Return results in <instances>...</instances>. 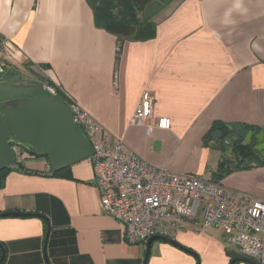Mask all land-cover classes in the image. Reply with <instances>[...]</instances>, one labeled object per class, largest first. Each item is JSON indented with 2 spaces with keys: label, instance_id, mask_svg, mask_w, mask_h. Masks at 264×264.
<instances>
[{
  "label": "crops",
  "instance_id": "1",
  "mask_svg": "<svg viewBox=\"0 0 264 264\" xmlns=\"http://www.w3.org/2000/svg\"><path fill=\"white\" fill-rule=\"evenodd\" d=\"M149 13L156 38L126 42L117 65L118 39L95 25L86 0H0V36L17 48L19 62L7 69L32 84L52 82L150 167L212 178L223 157L234 159L232 141L264 132V0H173ZM144 92L155 96L154 119L171 120L169 130L147 134L130 124ZM215 122L238 125L224 153L204 145ZM260 157L216 183L264 201ZM22 165L32 174L11 167L0 214L39 216L0 217L3 264H230L242 257L221 230L203 229L200 216L175 236L181 248L156 241L145 263L146 245L127 244L123 227L102 212L90 160L57 173L41 156L28 154Z\"/></svg>",
  "mask_w": 264,
  "mask_h": 264
},
{
  "label": "built area",
  "instance_id": "2",
  "mask_svg": "<svg viewBox=\"0 0 264 264\" xmlns=\"http://www.w3.org/2000/svg\"><path fill=\"white\" fill-rule=\"evenodd\" d=\"M0 65L19 66L17 48L7 40L0 43ZM44 93L56 97L46 84ZM155 96L144 92L130 124L169 130V118L154 119ZM73 121L93 148L90 158L94 185L102 212L113 217L124 230L129 245H146L155 236L174 239L186 219L201 216L203 229L221 230L227 242L245 257L264 264V201L224 189L210 178L178 174L150 167L129 152L121 140H112L104 127L77 102L67 104ZM12 151L18 163L29 154L19 146ZM15 164L13 167H17Z\"/></svg>",
  "mask_w": 264,
  "mask_h": 264
},
{
  "label": "water",
  "instance_id": "3",
  "mask_svg": "<svg viewBox=\"0 0 264 264\" xmlns=\"http://www.w3.org/2000/svg\"><path fill=\"white\" fill-rule=\"evenodd\" d=\"M254 132L249 131L244 144H249ZM255 149L264 158V132L255 136ZM19 146L31 155L47 158L52 172L57 173L70 166L89 160L93 148L86 135L77 129L69 106L56 97L44 93L42 84H32L22 78L17 70L0 65V172L17 164L12 151ZM8 216H39L38 214H1ZM164 241L179 246L174 239L155 236L146 243L145 263L154 242ZM0 264L5 261L3 246ZM181 248V247H180ZM244 262L258 264L251 258H235L230 264Z\"/></svg>",
  "mask_w": 264,
  "mask_h": 264
},
{
  "label": "trees",
  "instance_id": "4",
  "mask_svg": "<svg viewBox=\"0 0 264 264\" xmlns=\"http://www.w3.org/2000/svg\"><path fill=\"white\" fill-rule=\"evenodd\" d=\"M94 13L95 25L115 35L119 42V51L117 53V65L120 59L121 48L126 42H147L156 38L157 36V25L151 19V16L147 15L148 8L153 5H166L173 0H86ZM4 39L0 36V43ZM9 67V66H5ZM47 67V66H40ZM27 68V66H26ZM48 85L52 86L56 90V98L69 103V97L66 96L62 90L55 86L50 81H45ZM47 94V93H45ZM49 95V94H47ZM238 127V125H228L222 122H215L204 139V145L206 147L213 143V147L224 153L226 150L227 138L231 134V129ZM245 129L251 130L249 126H244ZM257 131V130H255ZM254 132V131H253ZM255 133V132H254ZM244 136L233 143V154L234 159L230 160L222 158L218 169L213 173V181L219 182L228 173L236 170H241L247 167L249 164L261 159L260 153L255 149L256 139L253 137L251 143L243 144ZM264 164V160L262 162ZM17 168L24 172L32 174L28 171L22 163L17 162ZM12 172V168H7L0 172V188L5 184L6 178L9 173ZM56 175V174H52ZM1 217V214H0ZM3 264V263H2Z\"/></svg>",
  "mask_w": 264,
  "mask_h": 264
},
{
  "label": "rangeland",
  "instance_id": "5",
  "mask_svg": "<svg viewBox=\"0 0 264 264\" xmlns=\"http://www.w3.org/2000/svg\"><path fill=\"white\" fill-rule=\"evenodd\" d=\"M161 5H162V4H161ZM161 5H160V6H161ZM154 6H155V7H154ZM160 6H159V5H154V4H153L152 6H150V7L148 8L147 15L150 16V15H149V14H150V13H149V10L152 11V10H155V9H159ZM153 7H154V8H153ZM152 8H153V9H152ZM230 153H231V152L229 151V152H228V155H229V156L231 155Z\"/></svg>",
  "mask_w": 264,
  "mask_h": 264
}]
</instances>
